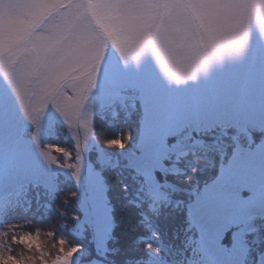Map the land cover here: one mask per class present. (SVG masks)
<instances>
[{
    "label": "clouds",
    "instance_id": "obj_1",
    "mask_svg": "<svg viewBox=\"0 0 264 264\" xmlns=\"http://www.w3.org/2000/svg\"><path fill=\"white\" fill-rule=\"evenodd\" d=\"M129 2L40 0L39 6L45 14L35 25L39 31L22 46L9 48L0 44V61L5 68L10 62L15 67L14 76L4 74L3 78L14 93L23 120L36 128L28 132V137L37 141L41 120L46 119L54 126L59 125L58 131L66 139L70 138L69 146L38 141L34 144V155L41 160L44 171L54 179L59 177L63 183H41L39 177L21 169L15 152H5L4 167L10 179L9 191L13 194L14 203L21 209L25 206L30 208L33 195L43 198L48 193L51 199L47 204L56 208L61 219L58 225L47 230L31 229L26 224L0 223V264H264V248L259 247L264 240L256 239L258 250L251 259L230 255L224 251L228 246L215 240L216 234L226 224L247 211L240 196L246 189L250 195H256L253 205L256 211L252 218L264 220V158L257 156V149L264 144V136L254 147L252 133L237 126L244 118L236 117L219 95L210 97L194 116L179 110L170 112V118L157 126L152 143L136 151L140 161L133 176L139 185L136 197L149 208L152 207L150 189L138 179L139 168L148 167L157 157L169 156L177 144L182 145L180 156L190 158L187 167L176 169L174 179L176 185L192 186L177 189L190 196L191 200H169L173 210L188 209L185 213L187 226L183 229L187 242L180 251L170 252L173 246L164 244L158 225L147 218L142 222V230L146 234L139 238V243L134 242L135 256L126 257L123 261L112 258L111 253L115 251L112 249L91 255L86 243L78 242L63 231L67 228L71 232L75 227L72 221L81 219L78 208L83 201L89 200L92 205L103 204L110 187L96 172L91 183L85 182V154L90 144L128 156L130 145L140 143L138 129L131 120L115 136L101 139L95 134L92 105L102 68L119 62L135 71L142 67L143 60L151 57L163 81L168 86H180L184 84H177L161 71L154 49L162 50L172 59L176 52L202 51L207 46L205 24L198 9L212 0H131L160 9L159 19L147 26L146 38L141 45H134L116 23L117 6ZM237 6L248 5L237 2ZM252 6L264 8V0H254ZM258 31L264 38V27ZM238 37L244 41L238 58L242 59L249 49L250 33L241 27ZM41 39L51 42L45 54H41L36 45V41ZM141 47V54L134 58L132 53ZM134 61L136 63H132ZM53 72L64 74L53 96L56 104L49 101L38 112L34 123L25 115V108L20 105L10 79L24 85V99L30 109L39 97L41 85ZM86 83L87 89L78 111H61L59 105L74 100ZM131 99L134 111L132 106L141 102V97L133 95ZM169 136L175 137V143L167 140ZM45 154L50 158L46 159ZM205 172H214V175L200 184L196 177ZM122 191L127 196L129 186L123 184ZM206 192H210L211 197L203 200L201 194ZM61 205H69L74 210L68 212Z\"/></svg>",
    "mask_w": 264,
    "mask_h": 264
},
{
    "label": "rangeland",
    "instance_id": "obj_2",
    "mask_svg": "<svg viewBox=\"0 0 264 264\" xmlns=\"http://www.w3.org/2000/svg\"><path fill=\"white\" fill-rule=\"evenodd\" d=\"M237 2L248 6H237ZM132 3L130 0L127 4L117 6L116 23L134 45H141L146 38L147 26L159 19L160 9L151 6L132 7ZM253 3L254 0H212L198 9V14L203 18L205 24L208 47L217 43L236 44L240 40L238 29L241 27H245L249 31L250 42L244 58L238 59L241 51L231 56L226 52L223 59L214 60L210 64L206 74H198L196 81H188L180 86H168L155 68L154 60L151 57L143 60L142 67L135 71L119 62H113L102 68L98 75L97 90L92 105L94 118L103 108L115 103L120 104L119 102L130 104L132 96L139 95L141 102L137 103L138 113L134 114L133 123L138 129L140 143L136 146L130 145L131 152L128 156L119 153L115 155L112 154L114 150H101L96 145L90 144L85 154L86 183L92 182L94 172L103 178L102 170L112 167L120 160H122V165L136 170L140 164L137 159L139 155L138 152L136 153L137 148L152 143L157 126L161 121L170 118V112L179 110L185 115L194 116L196 110L213 95L221 96L236 117L244 118L242 122H238L237 126L251 132L252 141L260 142L261 137L264 136V38L261 37L258 29L264 27V8L252 6ZM5 5L8 7L6 8ZM39 5L40 0H0V44L14 48L27 43L39 31L35 25L45 14V10ZM36 45L40 53L45 54L51 47V42L41 39L36 41ZM5 71L14 76V63L10 62L5 68L4 63L0 61V206L6 197L12 194L9 191L10 179L4 167L6 151L9 154L15 152L21 169L39 177L41 183L47 184L50 181L55 183L54 177L44 171L41 160L34 155V144L37 141L40 143L51 142L55 138L58 140H53V142L57 141V144L70 145V138L66 139L58 131L60 126H54L46 119L41 120L40 128L37 131V141L28 137L29 131L36 130L35 125L23 120L14 93L3 78ZM63 78V73L53 72L41 85L38 99L53 88L56 91ZM19 85L24 88L23 84ZM125 92L126 94L122 95ZM125 111L128 114L126 108ZM137 115H139V124H137ZM107 137H109L108 133ZM167 140L175 143L174 136L167 137ZM253 146L255 147V144ZM181 150L182 145L177 144L170 150L169 156L157 157L148 167L139 168L140 175L143 176L146 186L150 189L149 196L152 203L156 201L169 202L166 192L168 190L174 192L179 187H192L191 185H176L175 174H172L176 173V169L188 166L190 158L181 157ZM230 151L231 149H229ZM257 156L264 158V144H261V147L257 149ZM45 158H50L49 154H45ZM156 173L162 176L164 184L162 187H160L161 179L156 176ZM210 175H214V172L199 174L196 180L203 184L209 180ZM199 176H202L200 177L201 181ZM240 196L247 211L237 215L226 224L216 234L215 240L222 242L230 237V248L224 249V251L234 257L244 258L247 252L244 233L252 232L253 228H256L252 218L256 211L253 207L256 195L249 198L250 191L246 189L240 193ZM210 197V192L201 194L203 200H208ZM195 207L193 205V208ZM78 209L81 219L75 221V225L80 236H85L88 232V239L84 243L88 245L90 254L94 255L105 250L113 226L106 197L104 196L103 204L92 205L91 201L85 200ZM26 222L22 220L12 224H26ZM83 231L85 232L82 234ZM231 231L233 233H230ZM117 242L119 244V241ZM126 245H123V249ZM250 246L253 250L258 248L256 240ZM120 254H122L121 258L135 256L134 251L120 252Z\"/></svg>",
    "mask_w": 264,
    "mask_h": 264
},
{
    "label": "trees",
    "instance_id": "obj_3",
    "mask_svg": "<svg viewBox=\"0 0 264 264\" xmlns=\"http://www.w3.org/2000/svg\"><path fill=\"white\" fill-rule=\"evenodd\" d=\"M126 109L128 110V108ZM125 113V109L121 106H109L103 108L95 117V134L101 139L107 137V133L109 137L117 135L120 127L128 122V120H131V122L134 121V114L138 113V104H135L134 111H132L131 108L128 120H126ZM138 117L139 115H137V119ZM254 144H256L255 140H253V145ZM112 154L116 155L118 153L113 151ZM134 175L136 174L132 169L122 166L106 167L102 170V176L105 179V182L110 186L105 193V197L113 224L109 239L106 242L105 250H115L111 253L112 258L115 261H123L126 257L121 258L122 254H120V252L134 251V242L139 243V238L146 234L142 230V222L147 218L154 224L158 225L164 244H170L173 246L169 251H180L183 248L184 243L187 242V234L183 231L187 226L185 209L182 208L179 211L173 210L172 204L167 201L152 204V207L149 208L147 204L138 200L136 197L139 185L137 180L133 179ZM156 176L162 180V176L159 173H156ZM200 177L202 176H199V180L201 181ZM138 179H141V177H138ZM56 181L63 183L59 177L56 178ZM123 184L129 186V193L127 196H125L122 191ZM166 192L168 197L174 200H191L189 196L182 192H171L170 190ZM254 195L255 194H251L250 197ZM50 199L51 197L48 193H45L43 198H38L36 195H33L31 199V207L28 208L25 206L24 209H21L14 203L13 196H10L0 208V223H16L17 221L25 220L27 221L26 226L31 229L37 227L42 230L50 229L51 227L58 225L61 219L56 208L50 207L47 204V201ZM55 203L56 202H53V204ZM61 207L67 209L68 212L74 210L73 207L69 205H61ZM254 221L257 225H261L262 228L258 229V232L253 230L246 234L245 238L248 243H251L253 238L255 239L257 237L264 240V220L257 218L254 219ZM72 223L75 225V221H72ZM63 231L73 238H76L78 242H86V239H88V232L85 236H80L76 225L71 232H69L67 228H64ZM84 232L85 231H83L82 234ZM117 241H119V244ZM123 245H126L128 249L126 247L123 249ZM261 245H263L261 248H264V244ZM40 250L41 252L43 251V246H41ZM98 253H95L94 256ZM49 254L51 255V253ZM33 258L35 259V257ZM40 259H43V257H40ZM101 259L103 258L101 257Z\"/></svg>",
    "mask_w": 264,
    "mask_h": 264
},
{
    "label": "snow or ice",
    "instance_id": "obj_4",
    "mask_svg": "<svg viewBox=\"0 0 264 264\" xmlns=\"http://www.w3.org/2000/svg\"><path fill=\"white\" fill-rule=\"evenodd\" d=\"M132 7H145L151 6L156 7L154 5H142L136 2L131 4ZM244 47V41L239 40L236 44H224L217 43L212 47L206 46L202 51H194L191 54L184 52H176L173 54L172 59H170L169 55L163 52L160 49H154V53L156 54V58L160 64L161 71L172 81H175L177 84H186L188 81H196L197 76L200 73H207L210 64L214 60H221L224 58L225 53L228 55L236 54L242 51ZM142 52L141 49H138L132 53L134 58H138ZM5 75H9L7 71H5ZM94 79V77L92 78ZM10 83L15 90V95L19 100V103L22 107L25 108V115L27 118L34 123L37 121L38 112L46 106V104L51 101L54 105L56 101L53 100V96L55 95V89H51L46 94L39 98L31 108L29 109L25 99L24 93L25 89L17 84L14 80L10 79ZM87 89V83L85 87L80 90V94L72 100H67L62 102L59 107L61 111H78L79 105L83 102L82 96L85 94Z\"/></svg>",
    "mask_w": 264,
    "mask_h": 264
}]
</instances>
